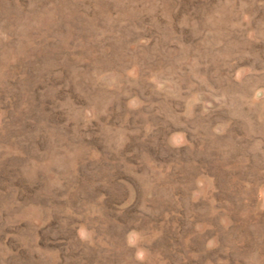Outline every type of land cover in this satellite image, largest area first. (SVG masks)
Returning <instances> with one entry per match:
<instances>
[{
    "label": "rangeland",
    "instance_id": "obj_1",
    "mask_svg": "<svg viewBox=\"0 0 264 264\" xmlns=\"http://www.w3.org/2000/svg\"><path fill=\"white\" fill-rule=\"evenodd\" d=\"M0 264H264V0H0Z\"/></svg>",
    "mask_w": 264,
    "mask_h": 264
}]
</instances>
